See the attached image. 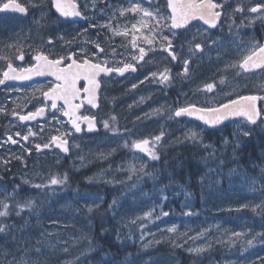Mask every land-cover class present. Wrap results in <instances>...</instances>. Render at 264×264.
Listing matches in <instances>:
<instances>
[{"label":"rangeland","instance_id":"1","mask_svg":"<svg viewBox=\"0 0 264 264\" xmlns=\"http://www.w3.org/2000/svg\"><path fill=\"white\" fill-rule=\"evenodd\" d=\"M24 1L33 10V15L30 17L33 26L28 27L26 23L10 33H13L20 42L22 40L33 41L36 48L47 46V49L52 48L56 52L85 48L90 53L94 50V45L88 41H95L92 34L95 26L100 30L99 34L105 32L104 30H110L109 34L112 35L111 29L102 27L109 23L113 29L123 31L127 25L131 31V24L136 23L142 16V13L135 16L132 13L127 16L118 15L117 12L121 11L120 7L123 5L114 4L112 6L111 0H75L82 5V11L86 12L91 19L84 25L87 30L85 31L78 25L64 23L62 18V20L57 19L49 10L50 0ZM226 1L229 3L228 7H237V5L241 6L243 0ZM247 1L252 2L251 5L260 3V1L264 3V0ZM131 2L133 0H130L126 5V9ZM135 2L152 10L155 9L158 0H152L150 5L142 0H135ZM144 20L149 24L154 23L148 17H144ZM113 22L115 23L113 24ZM142 32L147 34L145 30ZM78 34H81L82 37L77 42L75 41L71 45L65 44L64 41L72 40ZM135 34L139 35V33ZM129 36L120 37L129 39ZM60 37H63L64 40L59 39ZM50 39L51 44L48 43ZM100 42L108 43L105 46L110 49L116 48V60L125 52L132 54L136 51L131 50V39L124 47V41L118 44L112 43L107 38H102ZM214 45L218 47L222 56L213 55L211 66L216 70L215 75H222L223 73L220 71L234 68L226 66L236 65L230 56L233 57L236 54L237 46L234 42L228 48L221 43ZM119 48H121L120 53ZM163 63L162 59L157 60L152 55L148 59L146 73L157 72ZM260 78L261 81H264V74L260 75ZM206 81L207 79L204 77L195 82V87L191 89L193 92L191 96L194 100L213 102L225 94L233 92L236 87L235 81H233L228 82V86L225 85L231 89L224 90L215 87L213 92H206L203 90L204 85L207 84ZM151 92V87L148 86L145 93L142 90L137 92V97H131L129 101L131 118H127L124 114L118 116L116 110L102 118V122L108 120L110 127L117 129L115 132L104 128L100 134L93 137L78 136L66 123L62 113L56 111L57 119H53L52 112L49 120L50 128L48 126L45 128L51 130L50 135L42 134L43 130L36 126L34 129L35 139L31 140L29 144H21L17 148L18 153H13L15 150L11 149L12 146L3 141V146L8 147L6 151L10 158L12 156L21 157L19 161L21 166L20 169H17V176L10 173L9 181L6 175L0 179V201L7 203L9 213L12 212L15 217H18V222L9 229L10 236L15 241L12 250H9L17 258V262L14 264L178 263L176 256L163 252L148 258L133 257L123 253L119 256L105 255L101 258L102 260L98 258L99 261H91L92 259L87 257L79 262L78 259L84 258L91 249L94 235V223L89 219L88 207L91 206L93 210L97 209L106 199H109L110 214L122 226L119 240L124 252H129L127 248L133 245L141 249V252L144 248H165L169 245L167 247H180L188 253L200 254L214 246H219L218 258L208 264H254L264 256V239L258 236L253 245L249 246L246 243L257 233H264V180L250 177L246 171L233 167L232 162H226L220 154L217 156L214 154L213 145L207 144L202 145V153L210 159L215 158V162L207 169L208 177L201 183L198 197L193 190L188 189L185 185H180L175 180L162 182L164 168L161 165L163 162L160 159V152L166 148L178 146L186 140L190 143L201 141L210 134L206 133L204 127L192 123H184L178 129L167 128L165 130L163 124L154 122L156 119L154 106L132 108L138 105L136 103H141ZM166 105L167 103H164V106ZM262 105L264 108V95ZM169 113L167 112V115ZM112 116L116 117L115 122L110 119ZM13 124L16 125V121H13ZM241 129L253 132L263 131L264 125L259 124L252 128L243 123H236L218 131L222 140L221 145L230 143L239 145L243 136ZM189 131H195L198 134V140L193 141L189 138L187 136ZM37 132H40V135ZM65 132H71V135L62 137L68 140V152L59 150L53 142H50L52 136H60ZM161 132L164 135L155 148L159 155L158 160H151L146 153L132 147L134 141L142 139L151 141ZM45 143H49V147H42L38 152L35 145ZM25 146L33 151L31 155L33 159L30 160L29 166H26V158L22 156V149ZM48 152L50 154L49 161H47ZM221 152L223 154V150ZM9 159L5 157V153L0 152V174L9 170L11 162ZM4 161H8V163L5 164ZM100 164L102 166L94 169L88 177V184L114 187L115 190L110 196L91 191H75L71 194V198L64 203L50 205L43 209L29 199L32 201L33 207L25 209L17 215L19 211L17 207L19 201L15 200L17 191L20 192L22 188L31 184L33 189L44 191L43 195L48 197V201H51V197L57 198L62 190V185H49L51 178L64 176L63 174L61 176V166L68 165L70 169L78 171L89 170ZM142 164L145 165L143 172L133 173L131 171L133 166L139 169ZM13 178H18V180L11 181ZM35 185L48 186L36 188ZM11 199L14 200V203L10 201ZM168 199H176V202L168 205L171 208L164 209L163 205ZM23 200L24 202L29 201L27 198ZM11 204L14 206L12 207ZM0 211H4L2 206H0ZM148 212H151L152 215L144 218L145 213ZM162 212H167L168 215L163 216ZM196 216H201V218L196 220L194 219ZM173 227L176 229L175 232L168 231ZM233 233H242V235L237 237ZM196 248H201L203 251L200 253L191 251Z\"/></svg>","mask_w":264,"mask_h":264},{"label":"flooded vegetation","instance_id":"2","mask_svg":"<svg viewBox=\"0 0 264 264\" xmlns=\"http://www.w3.org/2000/svg\"><path fill=\"white\" fill-rule=\"evenodd\" d=\"M8 1L9 0H0V7L3 5V3H6ZM14 1H17L18 3L23 5L26 9V13L21 14L19 12L10 11L0 13V56L11 59L13 67L21 68L28 67L29 65L35 63V61L32 60V57L38 52H43L44 54L49 55V58H56L57 56L66 54L65 50L56 52L55 50H52V48L47 49V46H39L40 48H36V44L33 41L30 42L22 40L20 42L13 33H10L26 23L28 24V27L33 26V24L30 22V17L33 15V10L28 6V4L25 3L24 0ZM142 1L149 5L152 3V0ZM111 2L112 6L114 4L123 5L122 7H120L121 10L126 9V5L129 4L130 0H111ZM218 2H222L225 5L223 11H226L228 15H222L221 21L216 28H209L207 25L203 24L202 21L197 20L193 21L187 28V30H176L177 34L175 37H173V47L177 54V60L173 61L166 52H162L160 50L149 52L148 56L145 57V61L147 62L149 57H151L152 55H154L157 60H163L164 63L157 71V73L163 72L165 68L169 69L171 75L170 83L161 84L157 82L156 79L147 74L146 72L148 69V65L147 62L144 61H142L140 65H138L136 72H127L124 76H119L115 73L107 77L102 76L101 89L98 93L97 107L95 109H92L86 106L83 102L81 111L79 112L80 116L95 117L98 131L94 134H90L86 132V124L81 123L82 131L76 133L73 129L75 134L83 137H93L100 134L104 130L102 118L104 116H108L114 110L117 111L118 116L124 114L127 118H131V115L129 114V101L131 97H137V92H140L142 90L143 93H145V90L148 86L151 87L152 92L147 96L144 94V97H146L143 99V101L141 103H136L138 105L133 106L132 108L138 109L146 108L148 105L154 106V114L156 116L154 122L163 124L165 130L167 128H172L173 130L178 129L184 123H192L202 126L200 122L193 118L174 117L173 113L177 108L185 107L188 104H196L197 107H214L220 103H227L229 100H233L245 95L257 96V99L259 101L258 108L259 110H261L263 115L264 108L262 105V99L264 95V81L260 80V75L264 74V68L254 70L252 72H246L244 69L239 67V63L243 61L245 56L250 53L255 45H264V18H262L264 17V13H250L248 11V8L254 6L255 4L251 5L252 2H249L247 0H243L241 2V6L244 8V12L242 14H233V9L236 7H228L229 3L226 0H218ZM260 3H262V1H260ZM78 6L83 19L73 20L65 18L64 23L78 25L85 30L86 28L84 27V25L90 22L91 19L89 15L87 16L86 12L84 13V11H82V5L78 3ZM155 8H159L162 14L165 15H167V12L169 11L166 9V0H158ZM49 10L57 19H63L57 16L54 12L51 0L49 1ZM117 14L120 15V12H117ZM129 14L130 13L127 12L124 14V16H127ZM233 20L235 21V23H233ZM242 20L243 24H241ZM250 20L252 21L251 23L249 22ZM114 23L115 22H113V24ZM93 30L94 33L92 32V34L95 40L99 38L100 41V39L102 40V38H107L112 43L118 44L121 41H124L123 47L124 45H126L127 41L132 38L130 35L129 39H121L120 36L110 35V30H104L105 32L99 34L100 30L96 28V26ZM144 30L147 33L146 29H141V31ZM164 34L170 35L167 30H165ZM193 36L196 37L194 43L202 44V51L189 50L190 46H192L189 44V41H192ZM80 37H82L81 34L77 35L75 41L77 42ZM233 42L237 46L236 54L233 57H230L234 60L236 66L234 68H231L230 70H225L222 72L220 71V73H223L222 75H215L216 70L211 66V61H213L212 57L213 55H222L218 47L214 44L221 43L223 46L228 48V46L233 44ZM106 44L108 45V43H101V46L106 49V52L101 55L111 61L113 59V54L110 47L105 46ZM10 45H12L13 47H10ZM73 51H78V49ZM21 52L24 54V59L22 61L15 59V57ZM120 52L121 48H119V53ZM130 57L131 54L125 52L119 57L117 61L125 60V58L130 60ZM99 58L100 57H97V59ZM185 59L189 61V71L187 75H183V61ZM7 63V59H0V75H2V72L7 69ZM146 76H148L149 78L145 79ZM204 77L205 79H207L206 83H215L216 88H223L225 90L228 86V82L233 81H235L236 87L233 92L225 94L223 97L216 99L213 102L194 100L191 96L193 93L191 89L195 87V82L197 80H202V78ZM222 78L224 79L223 84L220 83V80ZM141 81H143V83H141ZM83 83L84 82L81 81L78 86H82ZM53 84L54 82L52 80L44 78L40 80H11L6 81L5 85H0V108L4 109V111L0 112V152L2 154L5 153V157L7 159L10 158L7 155L6 151L8 150V147L3 146V141H7L8 136H12L13 139L18 141V143L16 144H12L10 141L6 142L8 145L12 146L11 149L15 150V152L13 153H18L17 148L21 144H29L30 141L34 140L36 137V135L29 136V139L27 141L22 139L24 135H28L29 129H31V131L35 133L34 129L37 126V128L43 129L42 134L50 135L51 130L48 128L45 129L46 126L50 128L49 120L51 117V113L55 111L51 109L50 101L47 102L45 115L37 121H20L18 117L12 115V112L16 111L20 114H26L29 111H35L37 107L44 106L45 101L44 97L42 96V92L47 91L48 88ZM133 84H136L137 87L133 88ZM133 90L134 93L132 94ZM77 103H80V101H77ZM164 103H167V105L164 106ZM167 112L170 113L167 115ZM170 116L172 118H170ZM13 121H16V125L13 124ZM66 123L68 124L67 120ZM236 123H243L244 125L250 127H256L259 125L258 123L254 126L244 119L237 118L221 126H232ZM17 132L21 134L19 137L15 135ZM37 134L40 135V132H37ZM26 149H28L27 146L22 149V156L26 158V166H29L30 160L33 159V157L31 156L33 154V151L32 149H28L30 151H26ZM38 152H40V150ZM9 160H11L9 164L10 167L8 168L9 170L1 173L0 179H3V176L5 175L8 179V175L10 173L17 176V169H20L21 166V163H19L20 159H16L12 156V158H10ZM49 160L50 154L48 152L47 161ZM14 180H18V178L11 179V181ZM27 186H29L28 188L31 189L34 188L32 187L33 185ZM18 192L19 191H17V193Z\"/></svg>","mask_w":264,"mask_h":264},{"label":"snow or ice","instance_id":"3","mask_svg":"<svg viewBox=\"0 0 264 264\" xmlns=\"http://www.w3.org/2000/svg\"><path fill=\"white\" fill-rule=\"evenodd\" d=\"M53 6L60 13L61 16H80L81 12L77 10V5L74 3H66L65 0H51ZM12 8L18 12H26L25 7H22L19 3H15L14 0H10L9 3H3L0 7V11ZM225 5L218 0H166V9L169 10L167 15L162 14L159 8L149 10L141 6V3L133 2L127 9H121L120 15L124 16L125 12L132 13L133 16L141 14L140 20L136 23L131 24V32L129 31L127 25L123 31L118 29H113L111 23L103 25L102 27L112 30L113 36H124L127 37L131 35V47L136 50L131 54L130 60L125 58V60L117 61L116 48H112L113 59L109 61L104 58L101 54L106 52V49L101 46L99 38L95 41H88L94 45V50L88 52L85 48H79L78 51H68L64 55L57 56L56 58H49V55L43 52H38L32 57L35 63L29 65L28 67L16 68L13 67L11 59L7 57L0 56V59H7V69L0 75V85H5L6 81L11 80H26L31 79L33 76H44L50 75L55 78V83L48 88L47 91L42 92L44 97L45 105L42 107H37L35 111H29L26 114H20L19 112L13 111L12 115L18 117L20 121L35 120L37 117H42L45 115L47 102L50 103L51 109L53 111V119H57L55 112L59 111L63 116L68 117V122L76 133L82 131L81 123H86L89 131L95 129V117L80 116L77 113L83 105L84 100L87 101L92 107H97L98 93L101 89V78L102 76H111L113 73L119 76H124L127 72H136L138 65L142 61H145V57L148 56L149 52H155L160 50L166 52L168 56L171 57L173 61L177 60V54L173 47V37L176 36V30L185 29L190 26L193 21H202L203 24L207 25L209 28H216L221 21V17L227 16L228 13L223 11ZM71 9V11H69ZM250 13H264V3H257L254 6L248 8ZM244 12V8L237 5L233 9V14ZM144 17H148L151 21H155L154 24H149L148 21L144 20ZM264 18V17H262ZM252 22L251 20L249 21ZM233 23L235 21L233 20ZM243 24V20L241 21ZM140 25V27H138ZM239 27V26H238ZM141 28L147 30V34L141 31ZM167 30L170 35H165L164 32ZM85 31H87L85 29ZM135 33H139L136 35ZM79 35V34H78ZM59 39L64 40L63 37ZM196 37L193 36L192 41H189L190 51H202L201 43H194ZM139 41V43H138ZM65 44L71 45L75 42V37L72 40L64 41ZM49 44L52 43L51 39L48 41ZM10 47H13L10 45ZM97 57H100L97 59ZM15 59L23 60L24 54L21 52L15 57ZM184 70L183 75H187L189 68V61L185 59L183 61ZM236 65H229L226 67H235ZM239 67L245 70L252 68H264V45H255L250 53L245 56L242 62L239 63ZM152 78L156 79L157 82L161 84H167L171 82L170 70L165 68L163 72H151L149 74ZM149 77L146 76L145 79ZM83 81L82 86H78L80 82ZM143 83V81H141ZM220 83H224V79L220 80ZM133 88L137 85L133 84ZM216 87L215 83H207L204 85L203 90L206 92H213ZM257 97H239L238 99L229 100L227 103H220L214 107H197L196 104H188L185 107L177 108L173 115L174 117H196L197 119L204 122L205 125L210 127H215L230 117H244L251 125H264V115H262L261 110L256 107ZM80 101V103H77ZM241 101H246V103H241ZM62 102V103H58ZM4 109L0 108V112ZM170 118H172L170 116ZM113 122L116 121V117L112 116L110 118ZM59 122V121H58ZM103 127L105 129L111 130L113 132L117 131L115 128H111L109 121H103ZM43 130V129H41ZM59 131V130H57ZM241 134L245 137L251 135V131L247 129H241ZM16 136L21 134L17 132ZM29 129L28 135L22 137L23 140L27 141L29 136H34ZM71 135V132L62 133L60 136H52L50 142H55V146L60 148L64 152H68L69 148L68 140L66 137ZM164 133L161 132L160 135L155 136L151 141L149 139H142L139 141H134L132 144L133 148L139 149L148 155L151 160H158L159 155L155 150L156 144L159 143L163 137ZM189 138L193 141L198 140V134L195 131H189L187 134ZM12 144L18 143L17 140L13 139L12 136H8L7 141ZM227 143V141H225ZM48 148L49 143L43 145L36 144L35 148L39 151L41 148ZM26 151H30L26 149ZM16 159H21V157H15ZM5 164L8 161H4ZM145 165H141L139 169L134 166L131 168L133 173L140 171L143 172ZM131 178V177H129ZM67 181V176L63 178L53 177L49 181V185H63ZM27 183V181H25ZM48 185H35L36 188L47 187ZM115 204V201H113ZM0 206L3 207L4 211H0V217H6L9 215V205L4 201H0ZM17 207L20 212L25 209H31L33 207L32 201H26L23 204H18ZM98 207V206H97ZM111 207V205H110ZM257 207H260L257 205ZM88 211H93L92 207H88ZM190 214V213H189ZM152 215L151 212L145 213L144 218H148ZM161 215L167 216V212H162ZM159 218V217H157ZM5 227L0 226V232H4ZM170 232H175L176 229H168ZM234 236H241L242 233H233ZM264 239V233H257L252 239L246 241L247 245H253L257 237ZM195 253H200L203 251L201 248L191 249ZM261 264H264V258H261Z\"/></svg>","mask_w":264,"mask_h":264},{"label":"trees","instance_id":"4","mask_svg":"<svg viewBox=\"0 0 264 264\" xmlns=\"http://www.w3.org/2000/svg\"><path fill=\"white\" fill-rule=\"evenodd\" d=\"M229 126L220 128H213L206 130V133L210 134L205 136L201 141L190 143L184 141L178 146L172 148H166L160 152V159L163 162L164 171L162 182L166 183L167 180H175L180 185H185L188 189L193 190L198 197V190L201 187V183L208 177V171L211 164L215 162V158H208L202 153V145L211 144L214 146L213 152L217 156L220 154L222 159L226 162H232L233 167L242 171H246L250 177H257L264 180V130L263 131H251V135L248 137L242 136L239 145H221V138L218 131H221ZM224 133L227 131H223ZM230 136V134H227ZM223 150V154L221 150ZM100 165H95L89 170L74 171L66 166L60 167L62 174L67 176V181L62 185V190L57 198L51 197V201H48V197L44 196V191H38L28 187L22 188L17 194L15 200L19 201V204L24 203L25 198L31 199L34 203H37L41 209L48 206H54L64 203L71 198V194L75 191H91L110 196L115 190L114 187L95 185L93 183L88 184V177L91 175L94 169L99 168ZM63 176V177H64ZM62 177V178H63ZM63 192V193H62ZM10 201L14 200L11 199ZM176 199H168L165 201L163 207L171 208L175 204ZM13 207L14 205L11 204ZM225 213V212H224ZM222 214V213H221ZM201 216H196L194 219H199ZM89 219L94 223V235L92 238L91 249L85 255L78 259L81 262L82 259L89 257L93 260L103 258L105 255L119 256L120 254L127 253L133 257L148 258L158 253H171L176 256L177 264H208L215 258H218V247L214 246L208 251L200 254L188 253L185 249L180 247L171 248L165 246L156 248H144L141 252L137 246L133 245L128 247L129 252H124L123 246L120 243L119 235L122 226L115 220L110 214L109 199H106L102 205L97 209H94L89 213ZM184 219V217H182ZM193 221H196L194 220ZM186 220V219H185ZM18 222V217H15L12 212L6 217H0V226L5 227L4 232H0V264H14L17 262V258L11 254L9 250H12L14 239L10 236L9 229L12 225ZM89 255V256H88ZM92 256V257H91ZM93 256H95L93 258ZM261 258H264L262 256ZM261 258L254 264H261Z\"/></svg>","mask_w":264,"mask_h":264},{"label":"water","instance_id":"5","mask_svg":"<svg viewBox=\"0 0 264 264\" xmlns=\"http://www.w3.org/2000/svg\"><path fill=\"white\" fill-rule=\"evenodd\" d=\"M10 2V0L8 1V2H6V3H9ZM15 3H18L17 1H14ZM65 2L66 3H74V4H76L77 5V10L79 11V6H78V4L74 1V0H65ZM20 4V3H19ZM21 5V4H20ZM22 7H24L23 5H21ZM2 7V6H1ZM52 8H53V10H54V12L59 16V17H61V18H70V19H74V20H81V19H83V16L82 15H80V16H68V17H64V16H61L60 15V13L56 10V8L53 6V4H52ZM6 11H10V12H18V11H16V10H14V9H12V8H9V9H7V10H2V11H0V13H3V12H6ZM69 11H71V9H69ZM19 13H21V12H19ZM26 12H24V13H21V14H25ZM257 69H260V68H252V69H249V70H245L246 72H252V71H254V70H257ZM44 78H50V79H52V80H54L55 81V78L54 77H52V76H50V75H44V76H33L32 78H31V80H40V79H44ZM241 97H252V95H245V96H241ZM255 97H257V96H255ZM239 98V97H238ZM238 98H236V99H238ZM258 99L256 100V107H257V109L259 110V108H258ZM58 103H62V102H58ZM84 103H85V105L86 106H88V107H90V108H92V109H95L94 107H92L91 105H89L88 103H87V101L86 100H84ZM241 103H246V101H241ZM53 110V109H52ZM81 111V108H80V110H79V112ZM79 112L77 113L78 115H79ZM89 117H92V116H89ZM182 117H189V116H182ZM41 117H37L35 120H28L29 122L30 121H37V120H39ZM64 118L68 121V117H65L64 116ZM189 118H193V119H195V120H197V121H199V122H201L202 124H204V122L203 121H201V120H199V119H197L196 117H189ZM237 118H241V119H244V120H246V118H244V117H230L228 120H225L223 123H221V124H219V125H217V126H220V125H223V124H225V123H228V122H230V121H232V120H234V119H237ZM70 124V123H69ZM86 124V123H85ZM205 125V124H204ZM70 126H71V124H70ZM208 129H211V128H213V127H210V126H208V125H205ZM217 126H215V127H217ZM86 131L88 132V133H90V134H92V133H96L97 131H98V128H97V125H96V121H95V129L94 130H92V131H89L88 130V128H87V124H86ZM53 144H54V146H55V142H53ZM56 147V146H55ZM57 148V147H56ZM59 150H61L60 148H58ZM62 151V150H61Z\"/></svg>","mask_w":264,"mask_h":264},{"label":"bare ground","instance_id":"6","mask_svg":"<svg viewBox=\"0 0 264 264\" xmlns=\"http://www.w3.org/2000/svg\"><path fill=\"white\" fill-rule=\"evenodd\" d=\"M171 130V129H170ZM168 137V136H167ZM22 169V168H21ZM30 181H33V180H30ZM18 183H20V182H18ZM27 185V184H26ZM31 185V184H30ZM20 186V185H19ZM27 187H29V186H27ZM18 188V187H17ZM13 238V237H12ZM13 242H15V241H13ZM89 256V255H88ZM92 257V256H91ZM95 256H93V258H94ZM101 259V258H100ZM102 260V259H101ZM80 261V260H79ZM85 261V260H84ZM91 261H93V259L91 260ZM99 261V260H98ZM95 262V261H94ZM97 263V262H96Z\"/></svg>","mask_w":264,"mask_h":264}]
</instances>
